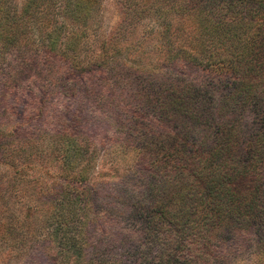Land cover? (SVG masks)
I'll return each instance as SVG.
<instances>
[{
  "label": "trees",
  "instance_id": "1",
  "mask_svg": "<svg viewBox=\"0 0 264 264\" xmlns=\"http://www.w3.org/2000/svg\"><path fill=\"white\" fill-rule=\"evenodd\" d=\"M118 2L126 16L109 34L94 61L109 52L118 56L127 52L137 40H128L135 29L129 28L130 23L135 20H153L160 29L164 49L145 46L141 51V42L131 48V57L136 54L130 57L132 61L141 62V57L148 62L139 73L148 75L144 79L150 81L137 89L139 99L119 97L99 82L102 93H97L94 102L104 107L105 114L115 117L116 125L118 117L120 122L125 118L128 135L140 138L141 143L168 128L174 129L176 139L172 151H165L160 167L152 166L156 173L149 171L140 196L122 184L107 186L111 191L122 189L117 201L133 197L123 209L129 217L127 226L140 236L139 240L121 238L105 243L114 248V264H229L230 253L240 249L242 241L251 235L258 249L264 250V0ZM98 3L26 0L21 8L15 0H0V55L5 58L24 48L21 34L26 22L42 19L29 30H35L46 45L42 50L45 71L35 73L31 85L23 83L33 94L37 90L47 94L41 101L42 106L47 104L46 110L58 106L60 116L57 113L44 119L39 126L50 137L77 138V133L90 125L80 122L77 115L80 98H89L84 79L92 70L83 69L84 62L75 50V35L81 32L90 8ZM47 13L51 18L45 24L43 15ZM3 61L0 95L18 85L19 77L13 70L5 73ZM101 62L96 67L103 68L104 73L113 71L117 64ZM59 63L66 67L67 77L61 74ZM73 74L86 75L81 82L73 79ZM175 78L183 82L177 84ZM216 93L217 99L213 97ZM31 102L36 104V113L42 114L37 101ZM117 111L119 116L114 114ZM39 114L28 116L15 131L26 135L30 124L37 125ZM248 116L251 130L242 140V123ZM132 143L127 139L125 145L135 146ZM75 184L73 191L85 207L90 202V190L101 195L94 186L82 181ZM44 197L48 194L41 196L42 201ZM93 225L95 221L87 222L84 230L88 261L96 237L97 227ZM29 228L25 224L18 230L24 235L20 238L23 246L30 242L33 231ZM43 242L39 252H43Z\"/></svg>",
  "mask_w": 264,
  "mask_h": 264
},
{
  "label": "rangeland",
  "instance_id": "2",
  "mask_svg": "<svg viewBox=\"0 0 264 264\" xmlns=\"http://www.w3.org/2000/svg\"><path fill=\"white\" fill-rule=\"evenodd\" d=\"M15 2L22 8L26 0ZM90 9L92 10L85 18L87 21L80 27L81 32L75 35V50L78 51L79 59L84 62L83 69L92 70L84 79L89 98L81 97L77 109L80 122H88L90 125L80 130L77 138L50 137L48 132H42L45 128L40 129L39 126L43 125L44 119L48 120L57 113L60 116L58 106L46 110L47 104L42 106L41 101L46 99L47 94L38 90L33 94L23 83L31 85V77L37 72L45 71L42 50L46 49V45H42L35 30H29L42 19L30 24L26 22L21 34V41L24 40L25 45L20 53L15 55L13 51L14 55L8 53L6 58L0 55V62L5 59L2 62L5 73L13 70L16 73H12L19 76L16 82L18 85L0 95V264H114V248L106 247L105 243L118 242L121 238L139 240L140 236L127 226L129 217L123 209L129 207L128 202L133 197H125L123 192L124 199L117 201L122 189L111 191L112 189H107L108 184L128 186L137 190L139 194L136 191L133 193L140 196L149 171L156 173L152 168L160 167L159 163L166 157V150L172 151L176 139L174 129L156 131L141 143L140 138L128 135L129 131L123 123L125 118L120 122L118 117V127L113 119L115 117L105 114L104 107L100 109L94 102L97 93H102L99 82L109 88L108 92L112 91L119 97L139 99L137 89L141 88L144 81H150V78L144 79L148 75L139 73L148 66V62L141 57V62L132 61L131 58H135L136 54L131 57L130 50L137 48L135 44L141 42L143 48L138 50L142 51L145 46H155L163 52L159 27L149 19L131 21L129 28L135 29L128 40L131 37L132 40L137 39L132 42L134 44L131 48L120 56L109 52L108 56L94 61L96 55L102 53V46L109 34L119 28L126 14L121 10L118 0H99L97 6ZM50 18L48 13L43 15L45 24ZM100 60L101 64H117L113 71L104 73L103 68L96 67ZM61 68L63 77H67L66 67ZM102 74H105L104 77ZM85 75L73 74L71 77L81 80ZM186 79L191 80L189 76ZM174 80L177 84L183 82L177 78ZM66 92L70 93L71 90L67 88ZM218 95L216 93L213 97L217 99ZM33 100L43 109L42 114L36 113V104L31 102ZM38 114L37 125L31 126L28 122L30 128L26 135L15 131L28 120V116L33 118ZM114 114L119 116L118 111ZM249 123L250 117H245V122L242 123V140L250 134ZM127 139H131L135 146L125 145ZM81 181L101 192L100 197L97 190H90V202L85 204L86 207L72 188L76 182ZM46 194L49 198L44 197L42 201L41 196ZM25 207L30 210L26 211ZM91 221H95L97 228L96 237H93L91 243L94 246L90 253L91 259L88 261L86 250L89 249L84 243V230L86 223ZM25 224H29V229L33 232H30V242L24 247L20 241L24 235L18 230ZM43 240L46 244L41 253L37 249L44 245ZM253 240L252 235L243 240L242 247L230 253L229 264H264V250L258 249ZM34 242L37 245H33ZM102 246L106 247L103 251ZM38 252L41 254L38 255Z\"/></svg>",
  "mask_w": 264,
  "mask_h": 264
}]
</instances>
